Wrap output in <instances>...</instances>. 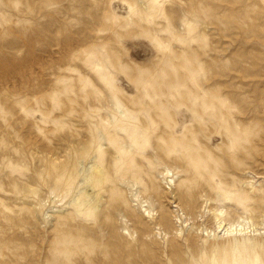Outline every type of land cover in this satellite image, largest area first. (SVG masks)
Wrapping results in <instances>:
<instances>
[{"label": "rangeland", "instance_id": "rangeland-1", "mask_svg": "<svg viewBox=\"0 0 264 264\" xmlns=\"http://www.w3.org/2000/svg\"><path fill=\"white\" fill-rule=\"evenodd\" d=\"M0 264H264V0H0Z\"/></svg>", "mask_w": 264, "mask_h": 264}, {"label": "bare ground", "instance_id": "bare-ground-1", "mask_svg": "<svg viewBox=\"0 0 264 264\" xmlns=\"http://www.w3.org/2000/svg\"><path fill=\"white\" fill-rule=\"evenodd\" d=\"M246 224H247V222H246ZM234 230L241 231V230H244V229H240V230H238V229H233V228H228V229H227V231H228L229 233L233 232Z\"/></svg>", "mask_w": 264, "mask_h": 264}]
</instances>
